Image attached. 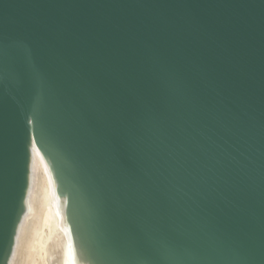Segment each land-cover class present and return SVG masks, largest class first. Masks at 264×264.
<instances>
[{"label":"water","instance_id":"1","mask_svg":"<svg viewBox=\"0 0 264 264\" xmlns=\"http://www.w3.org/2000/svg\"><path fill=\"white\" fill-rule=\"evenodd\" d=\"M34 153L78 264H264V0H0V264Z\"/></svg>","mask_w":264,"mask_h":264},{"label":"bare ground","instance_id":"2","mask_svg":"<svg viewBox=\"0 0 264 264\" xmlns=\"http://www.w3.org/2000/svg\"><path fill=\"white\" fill-rule=\"evenodd\" d=\"M32 157L26 210L9 264H78L49 172L39 154Z\"/></svg>","mask_w":264,"mask_h":264}]
</instances>
